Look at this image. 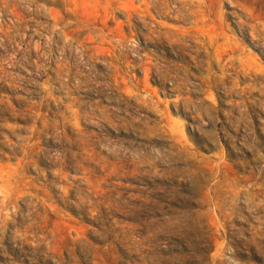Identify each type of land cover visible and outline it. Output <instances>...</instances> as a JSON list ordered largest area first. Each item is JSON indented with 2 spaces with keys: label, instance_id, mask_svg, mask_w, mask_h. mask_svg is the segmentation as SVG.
Listing matches in <instances>:
<instances>
[{
  "label": "rangeland",
  "instance_id": "374dc122",
  "mask_svg": "<svg viewBox=\"0 0 264 264\" xmlns=\"http://www.w3.org/2000/svg\"><path fill=\"white\" fill-rule=\"evenodd\" d=\"M262 36L264 0H0V264H264Z\"/></svg>",
  "mask_w": 264,
  "mask_h": 264
},
{
  "label": "bare ground",
  "instance_id": "6f19581e",
  "mask_svg": "<svg viewBox=\"0 0 264 264\" xmlns=\"http://www.w3.org/2000/svg\"><path fill=\"white\" fill-rule=\"evenodd\" d=\"M253 36L255 38H260L261 36H259L256 32H252ZM262 39L264 40V36H262ZM5 236V230L4 229H0V239L3 238Z\"/></svg>",
  "mask_w": 264,
  "mask_h": 264
}]
</instances>
